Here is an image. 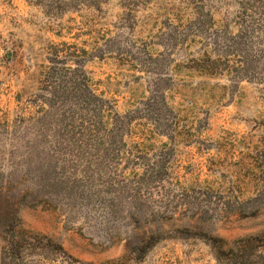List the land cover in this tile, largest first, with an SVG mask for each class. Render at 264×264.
Returning <instances> with one entry per match:
<instances>
[{"label": "rangeland", "instance_id": "374dc122", "mask_svg": "<svg viewBox=\"0 0 264 264\" xmlns=\"http://www.w3.org/2000/svg\"><path fill=\"white\" fill-rule=\"evenodd\" d=\"M0 264H264V0H0Z\"/></svg>", "mask_w": 264, "mask_h": 264}, {"label": "trees", "instance_id": "16d2710c", "mask_svg": "<svg viewBox=\"0 0 264 264\" xmlns=\"http://www.w3.org/2000/svg\"><path fill=\"white\" fill-rule=\"evenodd\" d=\"M250 27H252V26H250ZM214 43H216L215 40H214ZM62 45L64 46V43ZM60 52H61V50L55 49L54 52L51 54L52 55V59L50 58L49 59V62L50 63L67 64V62L69 61L70 57H72V55H70V57L69 56H62L61 57V56H59V53ZM210 53H212V55L220 56L219 54H217V52H215V48L212 49V50H210V51H204L202 53V56L203 57H202V59H200V62L201 63L200 64H196V66H194V67L189 66L187 68L188 69H193V68H198L199 67L198 70L202 71V73H204L206 75H209V76L213 75L214 74V69H215V66L214 65L216 64L217 60L216 59L213 60V58H210V55H211ZM53 59H54V62H53ZM87 81H90L89 78H87ZM88 85L89 84L87 83V88H88ZM88 92H89V95L91 97H95V95L93 93V90H91L90 88H88ZM23 238H25V233L24 232H20V242H21V240H23ZM144 242L141 241L140 242L141 243L140 245L142 247H144V246L146 247V245L148 246V244H146ZM149 246H152V244L149 245Z\"/></svg>", "mask_w": 264, "mask_h": 264}]
</instances>
